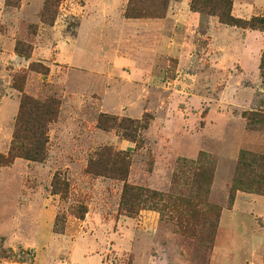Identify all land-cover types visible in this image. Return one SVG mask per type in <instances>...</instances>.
Segmentation results:
<instances>
[{
    "label": "rangeland",
    "instance_id": "rangeland-1",
    "mask_svg": "<svg viewBox=\"0 0 264 264\" xmlns=\"http://www.w3.org/2000/svg\"><path fill=\"white\" fill-rule=\"evenodd\" d=\"M6 1L0 109L34 100L48 142L43 163L0 168V264H211L222 211L264 197L249 163L264 157V31L193 0H138L164 13L141 19L124 17L130 0ZM229 1L264 17V0ZM19 110L0 125L4 155ZM126 187L145 198L122 205Z\"/></svg>",
    "mask_w": 264,
    "mask_h": 264
},
{
    "label": "trees",
    "instance_id": "trees-1",
    "mask_svg": "<svg viewBox=\"0 0 264 264\" xmlns=\"http://www.w3.org/2000/svg\"><path fill=\"white\" fill-rule=\"evenodd\" d=\"M19 2L21 0H18ZM13 3L11 0L6 1V5L8 7H17L18 3ZM140 1L138 0H130L128 8L124 13V17L126 19H141L147 17H163L164 13H150L148 10H143L140 7ZM163 4H166L163 3ZM206 5H211L213 10L215 11V15L219 17L222 23L239 28H246L252 30H260L264 31V17H255L252 18L250 21H244L232 16V8L233 4L232 1L229 0H193L191 8L193 11H196L198 8H204ZM19 44L17 49L19 50ZM19 52V51H18ZM263 63H264V54H263V61H262V70H263ZM29 107V108H28ZM28 112L31 114L33 118V123L31 129L28 131L30 134L28 137H23L21 131L24 130L23 125V117ZM43 107L37 104L34 100L29 99L28 97L24 98L21 103L20 107V114L19 118L17 119L16 123V131L13 137V145L7 155L0 154V168H5L11 166L16 159L22 158L27 161L31 162H39L43 163L46 159V144L48 139L46 137V132L40 131L44 126H41L40 123L37 125L39 114L47 115L46 110H42ZM52 113V112H51ZM114 162H122V156L119 154H110ZM249 163H253L259 169H264V157H253L249 159ZM122 170V169H120ZM124 170V169H123ZM127 177H125L126 179ZM123 179V180H125ZM56 193L57 190H54ZM62 193V192H61ZM144 191L141 189H131L126 187L124 194H123V202L122 205L129 207V202L131 200L135 201H142L144 196ZM146 201V200H145ZM87 211L85 207H79L77 210V217L80 220H84Z\"/></svg>",
    "mask_w": 264,
    "mask_h": 264
},
{
    "label": "crops",
    "instance_id": "crops-1",
    "mask_svg": "<svg viewBox=\"0 0 264 264\" xmlns=\"http://www.w3.org/2000/svg\"><path fill=\"white\" fill-rule=\"evenodd\" d=\"M116 1L121 3L123 0ZM109 20L112 21L113 18L110 17ZM96 21L98 20L96 19ZM116 23L121 29L126 24L120 18L116 19ZM263 45L264 37L257 49L256 57L252 59L254 66L251 69L257 68ZM248 60L251 59L246 58L247 65ZM18 110L19 102L14 104V115L11 108L6 110L2 107L0 109V125L14 121ZM7 150L0 139V153L5 154ZM246 206H253L254 209L244 208ZM149 262H153L152 258L149 259ZM92 264H101V262ZM211 264H264V197L238 193L232 208L222 211Z\"/></svg>",
    "mask_w": 264,
    "mask_h": 264
}]
</instances>
